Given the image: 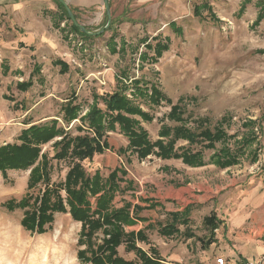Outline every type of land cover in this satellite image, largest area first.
Returning <instances> with one entry per match:
<instances>
[{
	"label": "rangeland",
	"instance_id": "1",
	"mask_svg": "<svg viewBox=\"0 0 264 264\" xmlns=\"http://www.w3.org/2000/svg\"><path fill=\"white\" fill-rule=\"evenodd\" d=\"M65 1L77 22L96 35L85 38L76 31L58 0H0V146L17 142L32 125L53 120L73 136L79 128L94 135L81 119L93 107L105 111V99L115 93L152 117L132 119L155 142L163 125L175 126L168 119L172 106L146 104L135 81L144 91L146 83L158 84L174 105L180 102L191 128L198 119L214 126L229 116L228 133L236 135L233 149L235 141L253 136L245 125L255 122L256 140L239 164L227 169L191 168L182 160L156 156L140 160L122 152L129 142L120 128L107 133L109 149L83 162L89 175L99 172L103 179L125 170L112 208L128 207L133 223L122 228L127 234L144 233L145 240L136 244L149 257L153 250L167 264H216L217 249L225 243L215 244L228 227L212 235L204 219L216 214L232 226L255 189L264 198V128H258L264 117V0H109L108 29L104 0ZM158 44L168 49L156 58ZM69 101L81 111L67 124L63 109ZM44 152L53 157L51 144ZM213 153L204 152L206 162ZM69 168V161H52L51 184L63 183ZM30 173L9 171L7 180L0 173V264H83L78 253L89 244H79L82 224L70 214H56L47 233L39 235L23 228V210L3 207L29 193ZM43 190L40 184L30 194L37 197ZM91 205L95 208L97 199L91 198ZM170 209H189L190 222L179 226V234L165 237L160 230L171 222ZM186 231L195 237L186 239ZM232 231L244 233L237 227ZM105 237L100 231L92 242L102 244ZM211 240L215 243L208 245ZM125 247H119V256L135 260Z\"/></svg>",
	"mask_w": 264,
	"mask_h": 264
},
{
	"label": "trees",
	"instance_id": "2",
	"mask_svg": "<svg viewBox=\"0 0 264 264\" xmlns=\"http://www.w3.org/2000/svg\"><path fill=\"white\" fill-rule=\"evenodd\" d=\"M63 5L59 7L63 9ZM74 29L85 38L90 35L83 33L79 28ZM152 47L148 45V49ZM168 46L158 44L154 47L155 57L159 58L167 51ZM139 81L134 82V87L139 96L146 98V104L161 106L163 103L170 105L171 112L168 116L175 126L163 125L159 132V139L150 140L148 132L140 122L132 119L140 116L148 121L152 117L145 113L140 105L130 100L124 94L115 93L105 99L106 110L93 107L89 113L81 119L94 135L79 128L80 133L73 136L70 131L58 127V121L41 125H32L23 130L17 138V142L0 146V173L7 180L9 171L31 170L28 189L29 193L21 200H10L4 203L8 211L17 209L24 211L22 226L26 231L43 235L47 233V226L55 221L56 214H70L72 219L82 224L79 244H89L87 251H80L78 259L83 264H167L157 258L156 251L151 250L153 257H149L143 249L138 248L136 241H144L142 232L137 234L124 232L122 226L133 222L130 219L128 207L122 210L112 208L115 192L119 191V175H126L124 169L114 170L107 179H103L99 172L89 175L83 166L86 160H92L95 155L103 154L110 148L107 141V133L120 128V131L128 138L126 151L136 154L140 160L150 156H156L163 160H182L191 168H202L207 165H215L221 169H227L239 164L241 158L246 156L247 149L256 140L254 134L255 122H248L245 127L252 135L235 141L234 149L230 147L236 135H230L227 126L230 117L224 116L216 125L212 126L208 119L194 121V128L188 126V118H185V109L180 102L173 104L158 84L146 83V90L138 87ZM24 85H21V88ZM135 94V93H134ZM64 121L70 124L79 118L81 108L71 101L64 107ZM259 130L264 128V117L258 122ZM85 132V133H84ZM84 133V134H82ZM188 143L179 146V142ZM54 151L52 158L44 148L50 145ZM221 148L218 149L217 146ZM205 151H213L209 163L205 160ZM256 158V153L253 159ZM52 161H69L70 168L61 184H51ZM43 184L42 194L33 197V190ZM118 190V191H117ZM65 192V197L63 196ZM91 198L97 199L96 207H92ZM190 211L186 209L182 213H171V222L160 230L165 237L179 234V226H187L190 222ZM205 226L215 235L225 223L212 214L204 219ZM102 231L106 235L102 244H93L95 236ZM186 239L195 237L191 231H186ZM209 241L208 245L214 244ZM125 245L128 253L135 254V260L128 261L119 256L118 249ZM90 254V255H88Z\"/></svg>",
	"mask_w": 264,
	"mask_h": 264
},
{
	"label": "crops",
	"instance_id": "3",
	"mask_svg": "<svg viewBox=\"0 0 264 264\" xmlns=\"http://www.w3.org/2000/svg\"><path fill=\"white\" fill-rule=\"evenodd\" d=\"M256 190L258 189H255L254 195H250L242 203L243 210L234 219L232 226L228 220L225 221V226L231 231L228 233L227 230V234L222 235V239L215 244L217 246L221 240L225 243L217 249V254L227 259L231 264L259 260L264 262V198L259 197ZM181 211V209L169 210L173 213ZM233 227H237L239 230L244 229V233L238 235L232 233ZM218 237L217 239H219Z\"/></svg>",
	"mask_w": 264,
	"mask_h": 264
},
{
	"label": "water",
	"instance_id": "4",
	"mask_svg": "<svg viewBox=\"0 0 264 264\" xmlns=\"http://www.w3.org/2000/svg\"><path fill=\"white\" fill-rule=\"evenodd\" d=\"M58 2L66 8V10H67V12H68V14H69L70 19L73 21V23H74V24H75V25H76V26H77L82 32H84V33L87 34V35H92V36L96 35V34H94V33H90V32H88L83 26H81V25L77 22L75 16L73 15L72 11L70 10V8H69V6H68V4H67V2H66L65 0H58ZM104 5H105L106 12H107V16H108V23H107V26L105 27V29H108V28L110 27V24H111V21H112V16H111V12H110L109 0H104ZM105 29H104V30H105ZM104 30H103V31H104Z\"/></svg>",
	"mask_w": 264,
	"mask_h": 264
},
{
	"label": "built area",
	"instance_id": "5",
	"mask_svg": "<svg viewBox=\"0 0 264 264\" xmlns=\"http://www.w3.org/2000/svg\"><path fill=\"white\" fill-rule=\"evenodd\" d=\"M216 264H231L230 262L227 261V259H225L224 257H219L216 260ZM242 264H263L262 260L259 261H248V262H244Z\"/></svg>",
	"mask_w": 264,
	"mask_h": 264
}]
</instances>
